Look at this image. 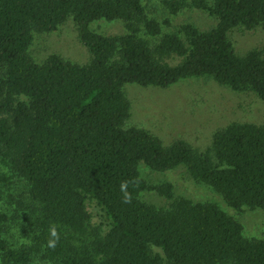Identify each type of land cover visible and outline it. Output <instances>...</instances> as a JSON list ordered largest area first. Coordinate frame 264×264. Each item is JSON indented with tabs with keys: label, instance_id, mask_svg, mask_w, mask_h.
<instances>
[{
	"label": "trees",
	"instance_id": "1",
	"mask_svg": "<svg viewBox=\"0 0 264 264\" xmlns=\"http://www.w3.org/2000/svg\"><path fill=\"white\" fill-rule=\"evenodd\" d=\"M164 5L174 15L210 10L218 24L206 32L183 25L186 42L164 34L142 0H0V159L26 186L18 206L30 229L28 242H11L10 218L0 208V264H264V240L246 238L218 205L180 198L165 211L142 201L146 190L173 200L174 185H148L139 171L141 164L160 173L184 165L229 207L264 209V126L234 123L206 152L182 140L165 145L145 129L126 127L132 104L124 90L208 76L264 101V50L240 56L229 38L237 27L264 25V0ZM71 18L92 61L51 55L37 63L30 54L35 34ZM101 20L125 22L127 34L94 32L91 24ZM142 29L160 38L155 47L141 38ZM173 57L181 62H167ZM125 181L130 203L121 192ZM11 183L0 172V200ZM52 225L60 235L55 249L47 247Z\"/></svg>",
	"mask_w": 264,
	"mask_h": 264
},
{
	"label": "rangeland",
	"instance_id": "2",
	"mask_svg": "<svg viewBox=\"0 0 264 264\" xmlns=\"http://www.w3.org/2000/svg\"><path fill=\"white\" fill-rule=\"evenodd\" d=\"M207 2L209 7L214 5V0ZM142 3L148 15L161 23L164 34L177 33L186 42L187 38L181 32L183 25L191 24L201 32H206L218 24L217 17L210 10L186 8L174 15L166 8L164 0H142ZM91 29L109 37L127 34L126 24L121 20L94 22ZM140 36L149 41L152 47L160 41V38L148 36L143 29ZM229 38L240 56L254 50H264V25L252 30L237 27L229 34ZM30 54L39 64L44 63L51 55H59L80 65L92 61V54L81 42L77 24L72 18L52 33L35 34ZM167 62L177 65L181 59L173 57L167 59ZM124 90L132 104V115L126 127L145 129L159 137L165 145L182 140L195 149L206 152L212 147L214 135L234 123L264 126V101L258 95L234 91L208 76L182 80L169 88L127 84ZM22 99L27 101V98ZM139 171L148 185H174L173 200L154 190H146L141 193L142 201L165 211L170 209L175 199L180 198L193 203H214L244 227L246 238L264 240V209L245 207L238 211L229 207L221 193L195 181L184 165L173 171L160 173L141 164ZM0 172L7 174L12 180L0 200V208L10 218L7 237L11 242L21 245L28 242L30 233L29 225L23 223L22 211L18 206V201L26 192V186L23 181L11 176L12 172L1 159ZM90 210L94 215V223H100L101 218L94 204L90 206ZM153 254L164 256L156 248H153ZM32 264L47 263L36 260ZM163 264L170 263L164 261Z\"/></svg>",
	"mask_w": 264,
	"mask_h": 264
},
{
	"label": "clouds",
	"instance_id": "3",
	"mask_svg": "<svg viewBox=\"0 0 264 264\" xmlns=\"http://www.w3.org/2000/svg\"><path fill=\"white\" fill-rule=\"evenodd\" d=\"M126 189H127V182L125 181V182L121 183V192L125 194L124 202L125 203H130L131 202V198L127 194ZM49 235H50V238L47 241V247L55 249L57 244H58V242H59V239H60L59 232H58L57 227L55 225H52L50 227Z\"/></svg>",
	"mask_w": 264,
	"mask_h": 264
}]
</instances>
